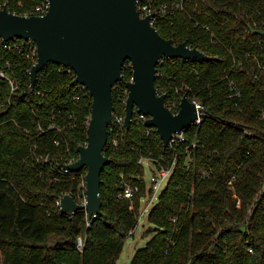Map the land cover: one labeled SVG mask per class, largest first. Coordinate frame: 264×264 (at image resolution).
<instances>
[{"label": "trees", "instance_id": "1", "mask_svg": "<svg viewBox=\"0 0 264 264\" xmlns=\"http://www.w3.org/2000/svg\"><path fill=\"white\" fill-rule=\"evenodd\" d=\"M163 5L154 23L160 34L211 58H164L156 86L168 104L185 95L202 104L204 120L183 131L187 143L166 147L154 127L134 119L105 149L112 161L101 175L103 216L92 219L85 210L64 214L57 204L66 194L82 202L87 168L66 174L61 166L79 159L88 141L92 98L76 101L75 73L56 63L38 74L33 92L29 45L0 42V71L9 77L0 75V264H118L146 194L141 157L160 160L158 167L176 163L149 213L154 234L130 264H264V36L252 32L264 30V0H155L153 9ZM133 74L126 61L113 114H125ZM229 80L240 100L229 97ZM124 180L141 188L134 210L118 198Z\"/></svg>", "mask_w": 264, "mask_h": 264}, {"label": "water", "instance_id": "2", "mask_svg": "<svg viewBox=\"0 0 264 264\" xmlns=\"http://www.w3.org/2000/svg\"><path fill=\"white\" fill-rule=\"evenodd\" d=\"M43 16L14 14L0 10V39L21 38L37 44V62L30 71L34 88L38 74L49 63L75 70L73 85L88 87L92 96L88 143L78 148L79 159L68 167L73 172L87 168V203L80 204L66 194L61 198L64 214L79 210L88 217L101 215V175L111 163L105 155L109 127L115 110L113 88L123 80V67L130 61L133 79L128 82L125 126L130 129L135 109L148 116L145 125L154 127L167 147L174 134L196 123L197 104L187 95L174 113L166 105V94L156 86L157 67L164 58L204 61L211 57L186 42L175 44L164 38L152 24L153 14L142 17L137 0H49ZM264 36V30L252 29Z\"/></svg>", "mask_w": 264, "mask_h": 264}, {"label": "built area", "instance_id": "3", "mask_svg": "<svg viewBox=\"0 0 264 264\" xmlns=\"http://www.w3.org/2000/svg\"><path fill=\"white\" fill-rule=\"evenodd\" d=\"M24 2H25V0H0V10L7 8L10 12H12L14 14H19V15H24V16H34V15L43 16L49 11V8H50V1L49 0H43L40 4H38L32 10L19 11V9L16 7L18 5L19 6L24 5ZM179 6H180V4L177 5V7H179ZM137 7H138L139 13L142 17L153 14V18H152V24L153 25L158 19V13L159 12H165L166 9L168 8L167 5H163L162 7H160L161 10L156 11L152 8L151 0H137ZM14 39H21V38H14ZM21 40H23V46L29 45L31 53L36 58V62H37V59H38V57H37V54H38L37 44L32 40H26V39H21ZM7 41L8 40L0 39V42H2V43H6ZM32 42L35 43L34 46L32 45ZM7 46L8 45L5 44V47H7ZM21 46H22V43L16 44L15 45L16 50L19 51L21 49ZM0 47H1V45H0ZM8 48L11 49L12 47L8 46ZM163 60L164 59H162L160 62H162ZM7 66H10V62H7ZM260 67L264 69V64L260 65ZM59 70L60 71H66L68 73H72V72L75 73V70L72 67L65 66V65H60ZM0 75L6 79H9V77L6 75L5 71L1 70ZM75 76H76V73H75ZM11 82H12V85H14V82L13 81H11ZM31 86H32V84H31ZM74 86L76 87L77 91L79 92V94L77 96H75L76 101L81 99L82 94H86L87 96L92 98L90 91L86 85L78 83V84H75ZM228 86H229V97L233 98V99L240 100L242 98V91L238 87V84L234 80H229ZM13 89H14V87H13ZM32 90L34 92L35 88H33ZM158 91H159V89H158ZM38 93L40 94V92H38ZM127 93H128V89H127ZM159 93L162 94L160 91H159ZM181 101L174 100L168 104L167 100H166V105L174 113H178L181 109ZM126 102H127V99H126ZM193 102H195L197 104V108L199 111V114H198L199 117H198V120L196 121V124H200L204 120L205 107L197 101H193ZM236 105L238 106L239 102H236ZM125 106H126V103H125ZM263 117H264V114H263ZM125 118H126V110H125L124 115L113 114V121L109 127L110 129H109L108 145L109 144L117 145L118 144V135L120 133H122L124 130H128L125 126ZM90 119H91V117H90ZM134 119H136L138 121H146L148 119V116L138 112V110L136 108L135 112H134V116H133V120ZM187 142H188V138L186 137V135L182 131L181 133L174 134V136H173L172 140L170 141L168 147H175L178 144L187 143ZM87 143H88V141L83 145H87ZM58 144H60V143L58 142ZM195 147H196V143L190 144L187 146V150H190L191 148H195ZM77 160L78 159H75V158L69 159L68 162H66L65 164H63L61 166V169H62L61 172L66 173V174L73 172L70 170L68 165L75 163ZM42 161L53 164V162H50L49 157H45ZM156 161H160V160L153 159V158H145V157H141L139 160V163L142 165H145V164L152 165V168H151V171H152L151 187L148 189V187L146 185V194H145V196L148 194L152 195L151 201H153L156 198L157 193L161 190L163 185H165V187L167 186V184H168V182L172 176V173L174 171L175 163H176V160H174L169 166L161 165V167H158L156 165ZM232 180H235V177H233ZM122 184H123L122 189L118 193V198L129 200L130 201V209L134 210L135 198H136L137 194L141 192V188L139 185L131 184L125 180L123 181ZM82 185L85 188V190L82 193L81 204H86L87 203L86 180H84ZM144 197L141 198V202H142ZM61 198H59L57 200V204L60 206V209H61ZM147 210H148V208L145 209V213ZM61 211H62V209H61ZM86 213L88 216L87 211H86ZM94 217H96V216H94ZM87 224H88V226L90 225V220L88 221ZM134 234H135V230H132L129 233V235H134ZM84 247H85V237H84V235H80L78 237V249L80 251H83Z\"/></svg>", "mask_w": 264, "mask_h": 264}, {"label": "rangeland", "instance_id": "4", "mask_svg": "<svg viewBox=\"0 0 264 264\" xmlns=\"http://www.w3.org/2000/svg\"><path fill=\"white\" fill-rule=\"evenodd\" d=\"M151 5L152 8H155V0H151ZM144 167V178L149 189L151 187L152 165L145 164ZM164 189L165 185L162 186L161 190L157 193L156 198L153 201H151L152 195L149 194L143 198L141 202V216L135 229V234L129 235L127 237L123 252L118 260V264H130L137 250L145 247L152 238L154 232H149V230L155 229L156 226L149 221V213L152 207L158 203V198ZM146 208H148V210L145 213Z\"/></svg>", "mask_w": 264, "mask_h": 264}]
</instances>
